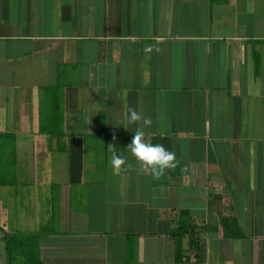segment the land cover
<instances>
[{
	"label": "crops",
	"instance_id": "obj_1",
	"mask_svg": "<svg viewBox=\"0 0 264 264\" xmlns=\"http://www.w3.org/2000/svg\"><path fill=\"white\" fill-rule=\"evenodd\" d=\"M55 106L60 137L41 131ZM129 108L176 153L160 180L127 151ZM3 132L2 230L38 235L46 264H264V0H0ZM181 210L246 237L198 231L178 261Z\"/></svg>",
	"mask_w": 264,
	"mask_h": 264
},
{
	"label": "trees",
	"instance_id": "obj_2",
	"mask_svg": "<svg viewBox=\"0 0 264 264\" xmlns=\"http://www.w3.org/2000/svg\"><path fill=\"white\" fill-rule=\"evenodd\" d=\"M62 84L54 88V92L61 91ZM60 108L55 106L52 113L46 116L48 123L42 122L41 131L50 135L60 137L62 132L61 118H59ZM99 134L108 135L107 129L102 126ZM154 144H161V137H154ZM14 134L11 132L0 133V186L13 180V168L15 165L14 155ZM220 196L216 197L219 204ZM219 222L216 224L202 223L199 224L196 218L187 210H181L178 213V221L176 228L172 231V235L176 241V260L185 261L182 257L185 251V240L189 239L192 245L195 242L194 236L198 231H222L227 238H245L246 233L242 227L239 218L235 215H224L220 210ZM0 231L6 240L8 264H46L40 255V241L36 234L18 235L10 234L2 230L0 222ZM197 243L199 239H196ZM196 243V242H195Z\"/></svg>",
	"mask_w": 264,
	"mask_h": 264
},
{
	"label": "clouds",
	"instance_id": "obj_3",
	"mask_svg": "<svg viewBox=\"0 0 264 264\" xmlns=\"http://www.w3.org/2000/svg\"><path fill=\"white\" fill-rule=\"evenodd\" d=\"M127 123L138 125L131 142L127 145V151L135 158L136 163L145 173L151 175L155 180H160L165 176L167 170L175 169L179 165L175 152L169 151L162 144H153L151 137L146 136L144 129L152 126L151 117H144L135 109L129 108ZM125 129L127 130L126 127ZM116 139L117 136L114 132L112 135L113 143H109L107 146V151L111 154L110 166L115 174L133 170V164L129 163L121 152H118L114 143Z\"/></svg>",
	"mask_w": 264,
	"mask_h": 264
}]
</instances>
